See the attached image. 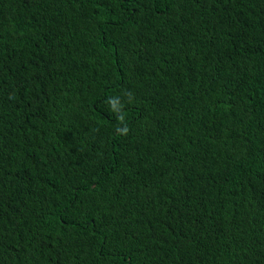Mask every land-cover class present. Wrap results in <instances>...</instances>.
Listing matches in <instances>:
<instances>
[{"label": "trees", "instance_id": "trees-1", "mask_svg": "<svg viewBox=\"0 0 264 264\" xmlns=\"http://www.w3.org/2000/svg\"><path fill=\"white\" fill-rule=\"evenodd\" d=\"M0 264H264V0H0Z\"/></svg>", "mask_w": 264, "mask_h": 264}]
</instances>
